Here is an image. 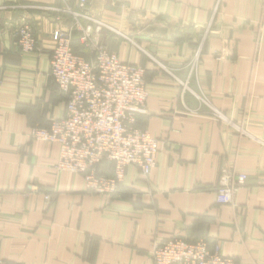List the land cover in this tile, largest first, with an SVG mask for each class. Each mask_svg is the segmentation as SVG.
Returning a JSON list of instances; mask_svg holds the SVG:
<instances>
[{"label":"crops","instance_id":"1","mask_svg":"<svg viewBox=\"0 0 264 264\" xmlns=\"http://www.w3.org/2000/svg\"><path fill=\"white\" fill-rule=\"evenodd\" d=\"M89 2L90 16L136 44L105 31L93 36L144 70L147 114L137 127L158 141L156 165L147 178L127 167L111 196L87 191L82 174L55 169L57 145L32 140L30 130L65 115L49 61L55 33L74 26L63 9L78 4L0 0V264H154L152 245L172 238H203L236 264H264V0ZM23 23L33 30L32 53L15 42ZM74 32L73 54L92 62L94 51ZM198 50L197 81L188 87L247 135L182 93L176 79L189 78ZM112 170L98 167L101 176ZM222 171L246 177L234 207L216 202ZM28 184L39 193L27 194Z\"/></svg>","mask_w":264,"mask_h":264},{"label":"built area","instance_id":"2","mask_svg":"<svg viewBox=\"0 0 264 264\" xmlns=\"http://www.w3.org/2000/svg\"><path fill=\"white\" fill-rule=\"evenodd\" d=\"M75 1L78 10L68 5L63 9L75 20V25L67 31L55 33L49 61L50 77L65 99V115L60 120H52L47 128H32L30 138L57 145L55 169L58 172L82 174L87 191L111 196L122 182L127 167L135 166L144 178L149 176L156 165L158 141L137 127V118L147 114L144 70L119 61L93 36L107 31L135 44L115 27L83 13L89 0ZM80 19L88 24L82 27ZM75 30L80 32L82 45L94 51L92 62L73 54L71 42ZM15 42L23 53L35 50L36 41L28 23L16 28ZM198 58L197 51L192 59V70ZM176 81L182 86V93L190 91L215 119L247 135L215 109L205 96L192 92L188 88L189 78L184 83ZM103 160L114 166L110 177L98 175ZM245 179L244 175L222 171L216 191L217 204L234 207L237 185L243 184ZM26 191L27 194H37L40 190L28 184ZM44 199L48 201L50 197L45 195ZM150 255L154 264H236L232 258L220 253L218 245L209 248L203 238L193 242L177 238L155 242Z\"/></svg>","mask_w":264,"mask_h":264},{"label":"rangeland","instance_id":"3","mask_svg":"<svg viewBox=\"0 0 264 264\" xmlns=\"http://www.w3.org/2000/svg\"><path fill=\"white\" fill-rule=\"evenodd\" d=\"M90 3V2H89ZM217 12V8L213 11V14H215ZM83 13H86V14H88V12L86 11V9H84V11H83ZM89 15V17L90 18H93L92 16H90V14H88ZM95 19V18H94ZM96 20H100V19H96ZM100 21H102V20H100ZM88 24V23H87ZM86 24V25H87ZM73 25H75V23H73ZM85 25V26H86ZM106 25H108V26H110V27H112L111 25H109V24H107L106 23ZM85 26H83V27H85ZM103 32V31H102ZM105 32H107V31H105ZM125 36H127V35H125ZM127 38H129L134 44H135V42L129 37V36H127ZM127 41V40H126ZM136 45V44H135ZM200 51L201 50H198V54L200 53ZM198 62H199V58H198V61H197V65H196V67L192 70V64L194 63V61L192 60L191 61V64H189V67H188V69H189V80L190 79H192V77H195V79H196V81H197V78H196V69H197V66H198ZM184 83V82H183ZM198 83V82H197ZM189 88V87H188ZM192 92H194L196 95H198V96H201V95H203V96H205V94L202 92V90H198V92L196 91H193L191 88H189ZM189 92V94H191V92L190 91H188ZM194 96V95H193ZM205 98L208 100V97L207 96H205Z\"/></svg>","mask_w":264,"mask_h":264},{"label":"trees","instance_id":"4","mask_svg":"<svg viewBox=\"0 0 264 264\" xmlns=\"http://www.w3.org/2000/svg\"><path fill=\"white\" fill-rule=\"evenodd\" d=\"M74 33H76V32H73V34H72V39H73V35H74ZM77 35H78V34H77ZM79 43H80V41H79ZM81 47H82V51L85 52L86 49H85L83 46H81ZM103 162L109 163V164L112 166V169L114 168L113 164H112L111 162L106 161V160H103V161L101 162L100 165H102ZM100 165H99V166H100ZM112 174H113V170H112ZM112 174H111L110 176H112ZM98 175H100V173H98ZM100 176H101V175H100ZM105 177H106V176H105ZM118 187H119V185H118ZM118 187H117V189H118Z\"/></svg>","mask_w":264,"mask_h":264}]
</instances>
